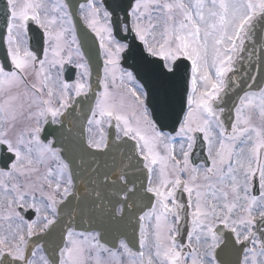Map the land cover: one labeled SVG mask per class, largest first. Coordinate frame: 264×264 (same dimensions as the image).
Instances as JSON below:
<instances>
[{
    "label": "snow or ice",
    "instance_id": "obj_1",
    "mask_svg": "<svg viewBox=\"0 0 264 264\" xmlns=\"http://www.w3.org/2000/svg\"><path fill=\"white\" fill-rule=\"evenodd\" d=\"M0 264H264V0H0Z\"/></svg>",
    "mask_w": 264,
    "mask_h": 264
}]
</instances>
